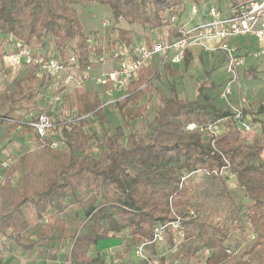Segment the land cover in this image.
Returning <instances> with one entry per match:
<instances>
[{
	"label": "trees",
	"instance_id": "trees-1",
	"mask_svg": "<svg viewBox=\"0 0 264 264\" xmlns=\"http://www.w3.org/2000/svg\"><path fill=\"white\" fill-rule=\"evenodd\" d=\"M188 1L199 6L204 0ZM242 1L246 0L231 3ZM93 2L108 4L115 21L135 23L148 32L162 27L168 16H179L175 9L182 4V0H0V35L5 37L0 39V57L6 55L3 49L7 44L11 51L8 53H17L16 42L32 50L37 47L36 56L38 53L44 57L65 56L72 50L64 43L65 38H76L73 51L81 67L94 68L95 64L88 59V36H84L74 9L76 4ZM117 38L119 43L131 45L127 31L120 30ZM185 55L187 66L190 60L187 52ZM35 73V66L27 67L0 99L5 107L0 119L8 122L11 129L28 113L19 114L36 99L44 84ZM154 74L151 66L140 70L137 80L130 83L127 96L115 104L122 128L109 137L101 157L87 153L92 136L82 128L86 118L78 119L94 114L104 121L98 95L82 89L66 95L75 114L62 128L66 150L51 151L52 158L42 170L25 156L2 169L0 235L14 229L19 218L25 229L34 225L40 228V236L32 246L36 245L49 230L42 221L45 219L48 227L59 223L62 221L59 216L75 205L90 224V232L72 237L73 264H93L89 249L107 238H119L126 256L137 244L152 240L156 226H165L164 234L171 245L169 256L175 264H190L193 259L196 264H264V121L259 118L264 115V103L247 104L239 114L228 106L158 95L153 118L155 135L128 133L123 143L122 129L129 128L131 122L141 119L146 112L145 104L139 100L146 95L148 100L153 97ZM207 85L210 83H203L202 87ZM191 124L195 125L193 130L187 128ZM244 124L252 130L245 131ZM209 125L220 126L222 130L218 134L203 131ZM30 130L23 125V132ZM198 172L217 180L224 189L225 174L234 176L246 200L236 218L237 235L229 234L226 226L214 224L211 214L205 217L189 214L194 203L191 180ZM16 174L19 176L13 183ZM39 177L41 182L35 188ZM25 211L30 218L25 217ZM243 218L247 226L241 223ZM176 221L179 227L174 230L169 224ZM174 237L182 239L173 242ZM175 246L176 251L172 252ZM205 248L209 249L207 255L203 253Z\"/></svg>",
	"mask_w": 264,
	"mask_h": 264
},
{
	"label": "rangeland",
	"instance_id": "rangeland-1",
	"mask_svg": "<svg viewBox=\"0 0 264 264\" xmlns=\"http://www.w3.org/2000/svg\"><path fill=\"white\" fill-rule=\"evenodd\" d=\"M181 7L182 4L175 10L179 12ZM74 9L76 10L78 21L82 26L84 36L87 37L90 36V34L99 33L102 36L101 44H112L113 41L119 43L117 37L120 30L127 31L128 37L131 39V45L147 40L146 36H148L149 32L140 25L135 23L129 24L122 19L115 21L112 17L111 7L108 4H100L96 2L79 3L74 5ZM186 9H184V15L187 14ZM104 20L109 22V25L106 27H102L101 25ZM181 20L184 21V16L181 17ZM111 30H114V32H111ZM1 38L5 39L3 35H0V39ZM76 42V38H65L64 40L66 46L72 50L74 49ZM121 43L126 44L125 42ZM49 45L52 49L53 40H50ZM8 48L9 45L7 44L3 49V51L6 52V55L2 58L0 57V99L4 92H7V89L14 84L15 80L23 76L27 70L26 66L12 64L11 60L8 58L10 54L8 52H11ZM37 51V47L33 48V53ZM213 54H215V52L206 51L203 53L199 47L189 50L187 51V55L190 62L187 66L184 63V60L178 66L161 64V58L156 57V59L153 60V63L149 65V67L151 66L155 70L154 77L151 80L153 86V97L148 100V96L146 95L139 100L140 104H145L146 112L141 119L131 122L129 128L122 129L124 133V137L122 138L123 143H125L128 133L135 132L138 136L155 135L153 118L155 116L156 107L159 104L158 95H164L166 97L174 96L181 101L211 103L216 106H228L235 109L239 106L241 88L244 86L246 87L247 84H249L248 86L250 87V84H253L254 81L260 83L264 80V74H262L264 73L263 59V64L259 66L260 69L256 70L258 73L254 74L255 77L252 75V72L247 71H245L247 75H245V73L241 74L242 76L239 74L237 82L233 83L236 88L235 93L232 92L234 94H231L228 97H222L224 87L230 80L228 76L215 81V83H210L207 87H202L204 83L203 81L205 79L209 80L211 73L216 70V66L214 65V60H216V58L213 57ZM109 68V62H105L103 64L98 63L91 72L92 76H99L101 73L107 72ZM35 76H37L36 73ZM93 77L86 81L84 85L78 89L96 92L99 97V109L103 112L104 121L97 115H87L88 117H84L86 120L82 128L84 132L92 136V139L88 142L87 153L93 157H101L103 152L106 150V142L109 137L115 134V131L118 128H122V121L115 104L111 103L101 107L106 100L107 86L96 83ZM137 78L132 82L136 81ZM39 80H42L44 84L41 88H39L38 96L34 101L27 104V109L21 110L19 114H26V112H28L25 115L26 118H33L42 112L49 114L52 122L55 124L54 130H56L55 132L57 133L58 138L63 141V124L69 123L75 116L73 113L74 110H70L66 95L70 96L75 89L71 88L68 92L52 91V93L50 92L49 94L48 91H45L46 89L43 88L45 87L44 78ZM234 87L233 91L235 89ZM244 93L245 92L243 91V94ZM56 96H58L57 100L54 99ZM243 96L245 97V95ZM233 98L235 99L234 103L232 102ZM4 112L5 107L0 104V113ZM80 118L81 117L78 119ZM259 118L264 121V115L259 116ZM221 130L222 128H220V131ZM65 150L66 146H64V141L62 148H51L49 142L42 144V142L35 137V133L32 129L26 132H23V126H16V128L11 129L8 122L0 119V161L6 159L14 161L21 156H25L26 160L34 162L39 170H42L44 163L49 162L52 158L51 151L64 152ZM262 156L264 157V154ZM2 172L3 170L0 168V180ZM225 175L226 189H224L217 180L208 179V177L201 172L195 173L191 180L194 188V203L190 210H192L194 214H198L200 217H205L211 214V219L214 224L218 223L222 226H226L229 234L237 235L239 230L236 228V218H239L242 213L240 205L245 203L246 200L243 197L241 190L237 188L234 176L229 172ZM18 176V174L14 176L13 183H15ZM37 182L38 183L35 185V188L39 187L41 182L40 177L37 179ZM25 214V217L30 218V215L26 211ZM59 217L62 221L59 223H53L50 227H48V223H43L46 225L45 228L49 229L45 232V234H47L50 229H55L54 232L59 235V243L63 244L64 240H68L67 243H69V245L66 246V249L69 252L70 243L73 242L72 237L75 235L89 233L90 224L84 221L82 210L75 205L70 206L65 211L64 215H60ZM241 223L245 226L248 225L245 218L241 220ZM45 228L42 230H45ZM39 229L40 228L36 225L25 229L22 227L21 219L17 218L15 228L7 229L4 233H1L2 235H0V239L4 240L6 243H4L5 248H2L3 253L9 252V243L7 242L9 240H13L15 243L21 241V244L22 241L25 243L28 241H32L33 243L36 242L39 235ZM18 232L19 234L24 233V235H31L34 238L36 236V240L34 241V239H30L29 237L27 238L28 240H23L24 235L23 237L22 234L21 236L17 235ZM18 236H20V238H18ZM181 239V237H174L172 238V241L175 242L177 240L180 242ZM110 244V246H96L89 249V256L92 259L93 264H97L100 261L105 262L106 264H141V262L133 255L132 251L128 255L124 256L121 245H114L113 242ZM169 244V237L165 234L164 239L155 244V248L151 249L148 246L149 249L147 248L146 250L147 254H149L153 259L159 261L161 264H173L175 261H173L169 256L171 246ZM3 253H0V260H3ZM66 256L67 255L64 253L60 255L63 264L65 263ZM69 264H73L72 260ZM176 264L179 263L176 262ZM190 264H196V259H193Z\"/></svg>",
	"mask_w": 264,
	"mask_h": 264
},
{
	"label": "built area",
	"instance_id": "built-area-1",
	"mask_svg": "<svg viewBox=\"0 0 264 264\" xmlns=\"http://www.w3.org/2000/svg\"><path fill=\"white\" fill-rule=\"evenodd\" d=\"M189 10L192 15H195L199 11V6L190 4ZM101 25L106 27L109 22L104 20ZM246 36L254 37L261 42V48L251 55L264 56V0L230 3L225 10L209 6L205 13V20L199 24L181 21L177 15L168 16L162 27L149 32L147 40L130 46L124 43L101 44V34H92L86 39L89 62L95 65L110 63L107 72L95 77L91 73L94 68L90 66L82 68L73 50L68 51L65 56L44 57L42 53L36 56L31 48L16 42L18 52L9 54L8 58L12 64L35 66L36 77L44 78L45 89L49 94L52 91L68 92L71 88H81L92 77L100 85L110 84L102 107L111 103L116 104L124 99L128 85L137 78L139 71L151 65L156 57L161 58V64L178 66L183 62L187 51L202 47L222 54L225 72L230 78L224 87L222 97H228L233 92V83L237 82V77L246 66V57L239 54L237 47L229 40ZM208 43H215V45L206 46ZM98 48L101 51L98 52ZM54 99L57 100L58 96ZM246 102V98L240 96L239 106L234 110L240 114L247 105ZM18 123V126L30 127L42 144L49 142L50 147L54 149L63 147V141L58 138L54 130L55 124L49 114L42 112L33 118L25 117ZM187 128L193 130L195 125L191 124ZM244 129L248 132L252 130V127L244 124ZM203 131L218 134L220 126L209 125L204 127ZM11 162L9 159L0 161V168H7ZM188 212L194 215L192 210ZM42 222L47 221L44 219ZM169 226L176 230L179 223L171 222ZM164 229L165 226H156L153 229L152 240L137 244L133 248V255L143 264H159V261L147 254L146 250L151 244H157L164 239ZM1 248L2 240L0 239ZM175 251L176 246L172 249V252ZM203 253L207 255L209 249L205 248ZM70 262L69 257L67 264Z\"/></svg>",
	"mask_w": 264,
	"mask_h": 264
},
{
	"label": "crops",
	"instance_id": "crops-1",
	"mask_svg": "<svg viewBox=\"0 0 264 264\" xmlns=\"http://www.w3.org/2000/svg\"><path fill=\"white\" fill-rule=\"evenodd\" d=\"M230 3L231 0H204L203 3L199 5L198 13L192 15L189 11L191 3L188 0H182V7L178 14L179 19L181 20V17L184 16L185 22L189 21L194 24H199L205 20V13L209 6H216L221 10H225ZM184 9H186L187 11V14L185 15H184ZM229 42L235 47H237L239 54H243L246 57V66L241 71L240 75L243 73L247 75L245 72L247 71V72H252V75L255 77L254 74L258 73L256 70H259L260 69L259 66L263 64L264 56L253 57L251 54L253 52L258 51L261 48V42H259L256 38L251 36L233 38L229 40ZM210 45H215V43L206 44V46H210ZM201 51L203 53L206 51L215 52V54H213V57L216 58V60H214L215 61L214 65L216 66V70L211 73V75L209 76V80L205 79L203 82L215 83V81H218L221 78H226L227 74L225 72L222 54L219 51H210L202 47H201ZM248 85L249 84H247L246 87L244 86L241 88V94H240V96L245 95L247 99V104H258L259 102L264 103V80L261 81L260 83L254 81L253 84H250V87ZM235 90L236 88L233 91L234 93ZM243 91L245 92L244 94ZM234 101L235 99L233 98L232 102L234 103ZM54 230L55 229H50V231L47 234H45L44 238L33 246H32L33 244L32 241L31 242L28 241L26 243L22 241L21 244V241L15 243V241L9 240L7 241L9 243L8 253H3L2 251L5 248L4 245L5 242L4 240H2V248L3 247L4 248L0 249V253H3L4 256H3V260H0V264H63L60 258V255L62 253L67 255L65 257L66 259L64 263L67 264V260L70 257L72 243H70L69 252H68L66 249V246L69 245V243H67L68 240H64L63 244L59 243L58 241L59 235L58 233H55ZM21 234L23 237L24 233H20V236ZM28 237L30 239H34V241L36 240L35 239L36 236L34 238L33 236L26 234L24 235L23 240H28L27 239ZM112 242L114 243V245L116 244L120 245L121 243V241L118 238H113V239L107 238L98 241L97 246L98 247L100 246L105 247L106 245L110 246L111 245L110 243ZM70 261H71V257H70Z\"/></svg>",
	"mask_w": 264,
	"mask_h": 264
}]
</instances>
